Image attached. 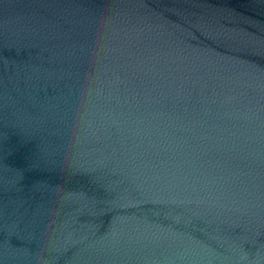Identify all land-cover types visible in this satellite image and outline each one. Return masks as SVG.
<instances>
[{"label": "water", "instance_id": "1", "mask_svg": "<svg viewBox=\"0 0 264 264\" xmlns=\"http://www.w3.org/2000/svg\"><path fill=\"white\" fill-rule=\"evenodd\" d=\"M0 264H264V0H0Z\"/></svg>", "mask_w": 264, "mask_h": 264}]
</instances>
